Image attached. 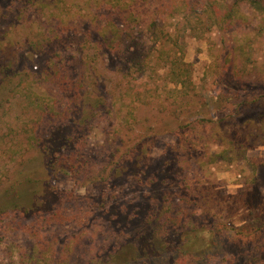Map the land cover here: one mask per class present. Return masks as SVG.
<instances>
[{
    "label": "rangeland",
    "instance_id": "obj_1",
    "mask_svg": "<svg viewBox=\"0 0 264 264\" xmlns=\"http://www.w3.org/2000/svg\"><path fill=\"white\" fill-rule=\"evenodd\" d=\"M236 1L38 4L46 16L80 20V37L91 26L101 33L93 32L86 48L102 35L114 42L96 51L106 77L124 83L121 99L113 100L119 116L103 121L89 140L92 154L99 155L115 132L124 137L128 158L113 180L52 175L62 197L52 198L50 211L60 217L43 220L39 233L19 229L13 214L1 215L0 264H175L167 239L201 257L215 254L194 264H230L222 254L247 264V251L255 263H264V0H240V19L216 21ZM40 21L12 26L1 47L56 28L54 19ZM47 89L41 87L43 99L17 103L0 119L1 193L11 189L18 170L25 175L19 153L26 150L27 158L38 151L29 146V130L44 126L48 115L59 116L58 94ZM110 155L117 160L121 152ZM167 189L171 196L159 205L152 194L165 198ZM66 220L71 223L61 224ZM159 243L167 248L161 253L153 248Z\"/></svg>",
    "mask_w": 264,
    "mask_h": 264
},
{
    "label": "trees",
    "instance_id": "obj_2",
    "mask_svg": "<svg viewBox=\"0 0 264 264\" xmlns=\"http://www.w3.org/2000/svg\"><path fill=\"white\" fill-rule=\"evenodd\" d=\"M49 1L50 4H59L62 0ZM239 1H236L225 18L220 20L215 18L213 11L210 19L215 18L218 22L232 21L235 17L240 19L242 14ZM40 2L42 0H0V43L4 42L8 29H12V26L18 27L24 22L33 20L39 22H41L40 20L49 22L52 19L56 20L51 21L52 24L56 25L54 30L43 27L44 32L41 30V35L37 38L27 37L22 41H12L11 44H7V46L9 45L7 49L2 48L0 44V119L2 121L5 120L3 119L5 115H10L11 108L17 103L23 104L24 101H29L31 104L32 102L36 103L41 98L43 99L44 97L41 95L42 86L48 87L47 91L51 94L53 93L50 91L54 88L58 94L59 111L57 115L59 114V116L48 115L44 126L40 122L39 125L29 130V146L33 147L34 145L38 149L37 153L32 156L28 155L27 158H24L27 155L26 150L19 153V156L23 158L20 163L23 165L25 175H22L21 170H18V174H15L19 177L16 180L17 183L13 182L11 189L0 192V217L4 214L6 216L13 214L19 229H26L32 233L42 231L43 220L58 215H54L50 211L51 204L49 202L52 198L60 201L62 197L51 184L52 175L55 177L59 173L76 174L84 182L90 179L99 181L98 179L101 180L103 175L104 179L113 180L119 173L124 172L125 168L121 164H124L123 159L128 158L127 149L124 148V137L119 135V138L115 132H112L110 138L106 139L102 145L106 148L99 155L92 154V143L89 140L91 131L99 128L100 124L102 128L103 121H111L114 113L119 116V111L114 109L113 100L121 99V95H123L121 89L124 87V83L121 82V79L106 77V70H102L96 51L97 45L104 48V44H106L108 48L114 42L109 36L102 35L98 37V41L96 40V45H94L95 42L93 43L94 46H91V50L86 48L84 43L89 39L88 37L93 35V32L98 35L101 33L94 31L93 26H91V30L83 31L85 37H80L81 32H78L80 31L78 27H82L80 20L74 21L75 19L71 20L69 17L65 19L46 16L40 12L42 11L38 5ZM69 11L72 12L68 13V16L72 14L74 17L75 11L73 12L71 8ZM127 20L131 23L135 19L128 18ZM108 21L111 20H106L107 23H109ZM75 22L78 25L72 27L71 24ZM220 27L222 26L220 25ZM123 36L122 33L120 38L122 39ZM175 71L172 69L175 76L179 75ZM125 79L124 76V81ZM49 87H51L50 90ZM184 96L186 97V94ZM142 97L144 98V96ZM189 99L187 97L185 100L189 101ZM142 101L144 102V100ZM203 107L200 106L199 109ZM199 113H203V110ZM123 121H120V125ZM155 121L154 118L150 123ZM142 123L145 121L142 120ZM135 126L136 121L131 122L128 126L129 130L135 129ZM114 145H117L114 147L116 150L113 148ZM107 148H112L110 154L121 152L120 157L117 160H112V156L109 153L107 155ZM143 153V151L140 153L141 157H143ZM84 172L86 173L83 174ZM3 183L4 179L0 178V188ZM17 185L19 186L15 189ZM170 194V190L167 189L164 194L166 199L162 196L159 197L158 193H153L152 197L159 200L160 205L162 200L170 198ZM108 201L110 202V200ZM157 209L160 210L159 207ZM27 215L32 219H26ZM59 217L60 215H58ZM67 222L68 220L61 222V224ZM179 235L186 236L182 233H179L178 237H180ZM178 237L176 238L178 239ZM167 240V244L172 249L169 254L172 257L177 255L175 264L177 262V264H194L195 259L201 258L202 260L204 257L210 258V256L215 255L209 253L201 257L192 249L186 248V245L175 246L172 239ZM162 247L167 249L160 243L153 248L161 253L163 252ZM221 247L224 250L226 246ZM251 257L252 252L247 251V264H257L255 263L256 260ZM222 260L236 264L238 257L236 255L224 257L222 254Z\"/></svg>",
    "mask_w": 264,
    "mask_h": 264
}]
</instances>
